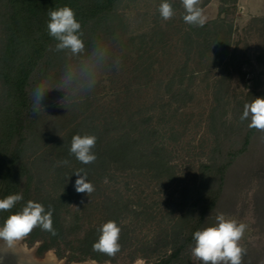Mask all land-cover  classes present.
<instances>
[{
    "label": "trees",
    "instance_id": "trees-1",
    "mask_svg": "<svg viewBox=\"0 0 264 264\" xmlns=\"http://www.w3.org/2000/svg\"><path fill=\"white\" fill-rule=\"evenodd\" d=\"M123 2L125 0H0L3 8L0 12V199L9 194H22L23 199L12 212L20 210L28 200L42 203L46 210L49 205L52 206L56 235L37 227L26 238L29 245L40 240L39 253L52 249L60 258V247L63 246L78 255L80 260L113 261V257L92 249L100 226L113 220L121 228L118 253H127L129 260L142 254L148 258L154 257L147 264H189L194 244L193 232L213 224L217 213L228 212L225 208L232 205L220 204L232 170L241 164V159L246 160L251 147L257 142L256 146L260 144L264 153V132L251 129L248 127L249 121L240 120L244 105L261 95L247 92L233 106L232 120L223 119L224 96L229 86L228 69L230 66L234 68L232 60L235 58L234 52H228L230 40L227 32L222 37L219 49L216 38L212 39L211 46L205 45L204 37L209 31L215 32L214 24L223 22L222 17L228 11L226 6L234 5L236 0H220L216 19L202 27L188 25L182 19L185 23L183 41L188 49L194 45L209 51L213 48L217 57L218 54L220 59L227 56V60L223 64L225 74L216 82L214 105L207 117L212 143L205 162L200 164L201 180L178 204V218L168 230L149 240L136 242L122 219L128 215L138 220L144 212L129 204H122L119 196L105 198L97 210L100 213L99 221L81 234L79 214L73 213L72 221L67 224L63 216L69 213L68 207L83 194L75 191L76 174L73 172L77 170L83 169L94 187L99 186L105 178L111 180L115 173L149 175L153 180H168L172 176L174 170L169 154L163 142L157 140V125L151 127L148 116L138 113L129 115L124 122H115L110 115V120L103 125H88L83 119L57 137L49 129L41 128L39 112H33V90L66 59L65 52L55 51L56 41L48 35V12L65 5L71 7L81 24L82 39L87 48L94 41L102 40L103 33L109 28L115 30H110L108 34H115L117 30L115 35L124 30L120 22L116 27L111 26ZM181 84L180 78L168 80L164 85V91L174 102L184 99L185 90H180ZM78 108L81 113L86 110L83 103ZM85 133L97 137L93 149L97 159L91 164H82L69 153L72 136ZM40 143L50 144V171L47 170L45 180L49 182L51 192L41 190V176L46 169L41 173L34 172V162L28 160L30 155L34 156L35 148ZM260 152L253 150V160ZM244 169L247 176L252 168ZM260 184L262 187L255 192L256 213L264 215V187ZM9 214L0 211V224ZM197 264L201 262L197 261Z\"/></svg>",
    "mask_w": 264,
    "mask_h": 264
},
{
    "label": "rangeland",
    "instance_id": "rangeland-1",
    "mask_svg": "<svg viewBox=\"0 0 264 264\" xmlns=\"http://www.w3.org/2000/svg\"><path fill=\"white\" fill-rule=\"evenodd\" d=\"M169 2L175 15L165 21L158 12L161 0H125L111 23L116 27L120 22L124 30L115 35L117 30L115 34H108L115 30L109 28L102 35L99 56L102 63L111 59L94 89L83 95L67 97L61 102L62 106L59 101L64 93L53 89L44 99L45 112L39 111L41 128L49 129L57 137L83 119L88 125H103L110 120V115L115 122H124L129 115L138 113L148 116L151 127L157 125V140L165 145L173 165L174 172L168 180L115 173L111 180L105 178L95 186L89 196L83 193L68 207L69 213L63 215L67 224L72 221L73 213L79 214V234L99 221L97 210L105 198L119 196L122 204L144 212L138 220L127 215L122 223L126 224L136 242L149 240L173 225L178 218V204L201 180L200 164L205 162L212 143L207 117L214 105L216 82L225 74L223 64L227 56L220 59L213 48L209 51L197 45L188 49L183 41L185 23L182 22L184 8L181 0ZM220 3V0H201L199 7L207 18L206 22L216 19ZM226 8L228 11L222 17L223 22L214 24L215 32L209 31L204 39L205 45L211 46L212 39L216 38L219 49L226 32L229 36L228 52H234L235 58L232 60L234 68L230 66L228 69L229 86L224 96L223 119L231 121L233 106L247 92L253 91L264 97V0H236L234 5ZM103 47H108L110 52L106 54ZM68 62L66 56L54 72H49L51 86L58 84L60 73ZM180 78V90H185V95L181 102H174L164 91V85L168 80ZM82 103L86 107L84 113L78 108ZM257 143L251 147L246 160L241 159V164L232 170L220 201V204H232L225 208L228 209L225 215L248 225L240 241L245 249L242 264H264V215L256 213L255 205V192L262 187L260 183L264 187V153ZM35 150L34 156L30 155L28 160L34 162V172L41 173L46 169L41 176V190L51 192L49 182L45 180L47 170L50 171V144L40 143ZM253 150L261 151L255 160L251 156ZM244 167L252 168L247 176ZM39 244L40 240L30 245L27 239L24 241L36 261L50 252L58 264H147L154 258L138 254L131 261L127 253L122 252L114 256L113 261L80 260L78 255L63 246L59 258L52 249L39 253ZM189 264H197L191 254Z\"/></svg>",
    "mask_w": 264,
    "mask_h": 264
},
{
    "label": "clouds",
    "instance_id": "clouds-1",
    "mask_svg": "<svg viewBox=\"0 0 264 264\" xmlns=\"http://www.w3.org/2000/svg\"><path fill=\"white\" fill-rule=\"evenodd\" d=\"M184 8L183 21L191 26L202 27L206 23V16L199 7L201 0H181ZM160 17L167 21L175 13L169 0H161L158 7ZM48 35L55 43V51L65 52L69 58L60 73L58 84L51 86V77L42 80L33 90L32 108L38 113L43 110L44 99L47 93L53 89L64 93L59 101L69 96L83 95L94 89L100 74L108 66L110 59L102 63L99 53L103 41L96 40L86 48L81 24L76 19L74 10L65 5L48 12ZM107 54L108 47H103ZM62 106V105H61ZM241 121H249L248 127L264 132V97H255L252 102L244 105ZM97 137L85 133L74 134L71 138L70 155L82 164L94 163L97 159L93 149L96 146ZM67 163V161H64ZM76 174L74 183L77 193L89 196L95 189L88 181L87 173L83 170L73 172ZM23 199L22 194H9L0 199V211L10 214L0 224V264H31L32 254L24 246V241L39 227L56 235L53 228V208L40 202L28 200L20 210L12 212L15 205ZM248 225L239 222L235 218L217 213L215 222L193 232L194 244L191 247V255L201 264H242L245 249L241 246ZM121 228L113 220H108L99 228V236L93 243L92 249L109 257H114L121 248L119 243Z\"/></svg>",
    "mask_w": 264,
    "mask_h": 264
},
{
    "label": "bare ground",
    "instance_id": "bare-ground-1",
    "mask_svg": "<svg viewBox=\"0 0 264 264\" xmlns=\"http://www.w3.org/2000/svg\"><path fill=\"white\" fill-rule=\"evenodd\" d=\"M28 249V248H27ZM30 250V249H29ZM31 251V250H30ZM31 264H58V262L54 259V256L50 253L47 252L43 259L40 261H36L33 257L31 259ZM83 264H87V263H83ZM91 264V263H89Z\"/></svg>",
    "mask_w": 264,
    "mask_h": 264
}]
</instances>
